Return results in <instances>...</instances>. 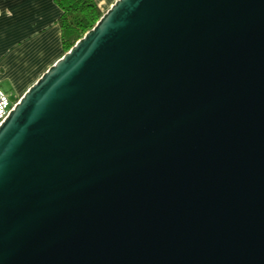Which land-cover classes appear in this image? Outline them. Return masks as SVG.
I'll list each match as a JSON object with an SVG mask.
<instances>
[{
    "label": "water",
    "instance_id": "95a60500",
    "mask_svg": "<svg viewBox=\"0 0 264 264\" xmlns=\"http://www.w3.org/2000/svg\"><path fill=\"white\" fill-rule=\"evenodd\" d=\"M0 264H264V0H116L0 125Z\"/></svg>",
    "mask_w": 264,
    "mask_h": 264
},
{
    "label": "crops",
    "instance_id": "0c3cea01",
    "mask_svg": "<svg viewBox=\"0 0 264 264\" xmlns=\"http://www.w3.org/2000/svg\"><path fill=\"white\" fill-rule=\"evenodd\" d=\"M108 10L116 0H97ZM56 0H0V85L14 101L66 52Z\"/></svg>",
    "mask_w": 264,
    "mask_h": 264
},
{
    "label": "trees",
    "instance_id": "16d2710c",
    "mask_svg": "<svg viewBox=\"0 0 264 264\" xmlns=\"http://www.w3.org/2000/svg\"><path fill=\"white\" fill-rule=\"evenodd\" d=\"M63 12L59 18L66 52L93 28L106 10L97 0H56Z\"/></svg>",
    "mask_w": 264,
    "mask_h": 264
},
{
    "label": "built area",
    "instance_id": "2783aa9c",
    "mask_svg": "<svg viewBox=\"0 0 264 264\" xmlns=\"http://www.w3.org/2000/svg\"><path fill=\"white\" fill-rule=\"evenodd\" d=\"M18 100L14 101L0 85V125L7 118L11 110L15 107Z\"/></svg>",
    "mask_w": 264,
    "mask_h": 264
}]
</instances>
